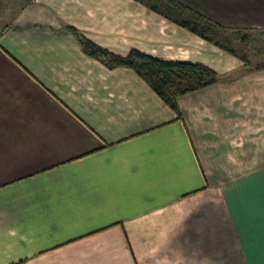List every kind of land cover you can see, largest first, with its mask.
I'll return each mask as SVG.
<instances>
[{
  "label": "crops",
  "instance_id": "crops-1",
  "mask_svg": "<svg viewBox=\"0 0 264 264\" xmlns=\"http://www.w3.org/2000/svg\"><path fill=\"white\" fill-rule=\"evenodd\" d=\"M176 1L264 29V0ZM72 28L220 79L176 112ZM262 194L264 67L137 0H0V264H264Z\"/></svg>",
  "mask_w": 264,
  "mask_h": 264
},
{
  "label": "trees",
  "instance_id": "trees-1",
  "mask_svg": "<svg viewBox=\"0 0 264 264\" xmlns=\"http://www.w3.org/2000/svg\"><path fill=\"white\" fill-rule=\"evenodd\" d=\"M137 1L235 55L246 65L252 64L249 54L264 52V29L225 27L176 0ZM72 31L76 33L73 28ZM79 39L91 54L101 57L109 67L123 65L135 70L176 112L178 96L220 79L216 71L202 63L158 59L135 49L118 56L84 37ZM253 67H264V61H258Z\"/></svg>",
  "mask_w": 264,
  "mask_h": 264
},
{
  "label": "rangeland",
  "instance_id": "rangeland-1",
  "mask_svg": "<svg viewBox=\"0 0 264 264\" xmlns=\"http://www.w3.org/2000/svg\"><path fill=\"white\" fill-rule=\"evenodd\" d=\"M249 59L251 60V65H247V66H254L256 63H258V61H264V52L263 53H251V54H249ZM231 256H230V251H229V249L228 248H224V264H228L229 263V261L231 260V258H230Z\"/></svg>",
  "mask_w": 264,
  "mask_h": 264
},
{
  "label": "snow or ice",
  "instance_id": "snow-or-ice-1",
  "mask_svg": "<svg viewBox=\"0 0 264 264\" xmlns=\"http://www.w3.org/2000/svg\"><path fill=\"white\" fill-rule=\"evenodd\" d=\"M262 200H264V194H262ZM262 209H264V204H262ZM262 219H264V211H262ZM261 231L264 234V224H262ZM262 241H264V235H262Z\"/></svg>",
  "mask_w": 264,
  "mask_h": 264
}]
</instances>
